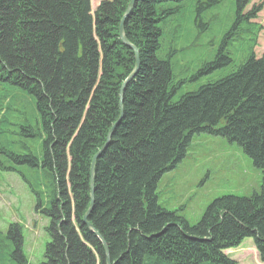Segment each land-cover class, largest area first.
Wrapping results in <instances>:
<instances>
[{"label": "trees", "instance_id": "obj_1", "mask_svg": "<svg viewBox=\"0 0 264 264\" xmlns=\"http://www.w3.org/2000/svg\"><path fill=\"white\" fill-rule=\"evenodd\" d=\"M130 1L101 0L92 14L90 0H0V171L19 176L48 220L39 264L106 262L82 219L92 160L120 118V89L135 65L118 32ZM231 1V28L213 61L189 82L231 65L226 47L235 42L249 55L191 92L180 93L186 81L174 75L175 51L164 53L163 36L185 13L206 30L202 15L223 0H135L124 22L139 67L95 161L87 219L110 264H236L225 252L245 239L264 264V54L253 52L262 29L253 21L264 3L247 10L251 0ZM201 134L238 147L261 184L248 197L214 199L189 225L178 211L160 207L156 189ZM39 177L47 183L46 202ZM0 247L7 258L0 264H27L19 225L9 226Z\"/></svg>", "mask_w": 264, "mask_h": 264}, {"label": "rangeland", "instance_id": "obj_2", "mask_svg": "<svg viewBox=\"0 0 264 264\" xmlns=\"http://www.w3.org/2000/svg\"><path fill=\"white\" fill-rule=\"evenodd\" d=\"M100 1L90 0L92 14ZM259 3H264V0H251L247 10ZM233 17L232 1L223 0L202 15L207 25L202 32L191 25L189 13L174 19L176 25L165 32L163 43L164 53L169 48L175 51L172 59L174 75L186 81L180 93L194 91L203 84L226 76L247 59L249 53L243 52L235 42L226 47L233 60L231 65L202 74L189 82L204 64L213 61L224 35L231 28ZM253 23L262 28L253 50L258 58L264 54V5ZM22 102L27 111L30 99L25 97ZM39 179L43 201L46 202L47 183L43 177ZM260 184L261 173L238 147L219 137L201 134L192 138L181 163L161 177L156 194L160 207L171 212L178 211V215L189 225H194L214 199L224 195L248 197L259 191ZM35 205L34 196L16 173L0 171V242L6 237L10 225H19L21 251L27 264L42 262L44 247L49 241L45 231L48 220L35 211ZM1 245L5 246L4 243ZM225 254L236 264H262L251 239H245L237 249L228 250ZM3 259L7 258L0 257V261Z\"/></svg>", "mask_w": 264, "mask_h": 264}, {"label": "water", "instance_id": "obj_3", "mask_svg": "<svg viewBox=\"0 0 264 264\" xmlns=\"http://www.w3.org/2000/svg\"><path fill=\"white\" fill-rule=\"evenodd\" d=\"M134 2L135 0H131L126 8V11L122 17V20L120 22V25H119V38L122 42L123 45H125L127 48H129L130 50L133 51L134 53V58H135V65L133 67V70L132 72L130 73V75L127 77V79L124 81V83L122 84L121 86V89H120V93H119V107H120V118L118 120V122L120 121L121 119V113H122V94H123V90L125 88V86L127 85L128 82H130L134 76L136 75L137 71H138V67H139V62H138V54H137V50L132 47L125 39V36H124V31H123V25H124V22L126 20V18L129 16L133 6H134ZM117 122V123H118ZM117 123L114 125V127H112V129L109 131L108 135H107V141H106V144L99 150V152L94 156L93 160H92V165H91V170H90V195H89V198H90V205H89V208L86 212V214L84 215L83 219H82V223L87 227V229L92 232L96 237L97 239L100 241L102 247H103V250H104V254H105V257H106V262L105 264H110V261H109V258H108V251H107V247L105 245V243L103 242V240L100 238V236L93 230V228L91 227V225L88 223L87 219H88V216H89V213L93 207V185H94V173H95V161L97 160V158L100 156V154L104 151V149L106 148L111 136H112V133H113V130L115 128V126L117 125Z\"/></svg>", "mask_w": 264, "mask_h": 264}]
</instances>
